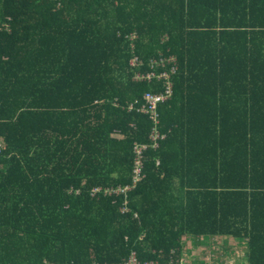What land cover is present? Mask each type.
I'll use <instances>...</instances> for the list:
<instances>
[{
  "label": "trees",
  "instance_id": "1",
  "mask_svg": "<svg viewBox=\"0 0 264 264\" xmlns=\"http://www.w3.org/2000/svg\"><path fill=\"white\" fill-rule=\"evenodd\" d=\"M0 137V264H264V0H0Z\"/></svg>",
  "mask_w": 264,
  "mask_h": 264
},
{
  "label": "rangeland",
  "instance_id": "2",
  "mask_svg": "<svg viewBox=\"0 0 264 264\" xmlns=\"http://www.w3.org/2000/svg\"><path fill=\"white\" fill-rule=\"evenodd\" d=\"M183 264H246V246L232 238L184 240Z\"/></svg>",
  "mask_w": 264,
  "mask_h": 264
},
{
  "label": "built area",
  "instance_id": "3",
  "mask_svg": "<svg viewBox=\"0 0 264 264\" xmlns=\"http://www.w3.org/2000/svg\"><path fill=\"white\" fill-rule=\"evenodd\" d=\"M139 76V75H138ZM154 74L150 73L148 74L147 78L150 79L151 77H153ZM140 78V77H138ZM158 79L164 78V80H169V75L168 73H161L157 76ZM172 87L169 84L168 87L166 88V91L164 93H159V94H154V93H146L144 96L145 99V106L143 107V111L149 113L151 115V118L157 122V106L160 102H163L164 100L168 99L171 96V91ZM159 138V134L158 132H155V136L154 139ZM4 149V141L3 139L0 137V154L2 153ZM137 155H138V160L136 162L137 164V169H136V173L139 174L140 170V164H141V149H137ZM122 264H140L139 261L137 260L135 253L132 254V256H130L129 260L122 263ZM145 264H154V263H145Z\"/></svg>",
  "mask_w": 264,
  "mask_h": 264
}]
</instances>
